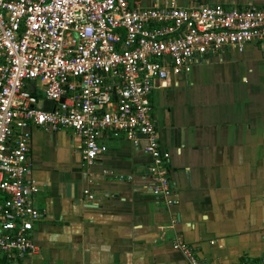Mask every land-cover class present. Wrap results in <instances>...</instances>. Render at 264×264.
Returning a JSON list of instances; mask_svg holds the SVG:
<instances>
[{
	"label": "crops",
	"instance_id": "obj_1",
	"mask_svg": "<svg viewBox=\"0 0 264 264\" xmlns=\"http://www.w3.org/2000/svg\"><path fill=\"white\" fill-rule=\"evenodd\" d=\"M169 1L264 8V0H128L143 9ZM150 98L176 205L166 209L149 193L142 143L103 133L102 154L86 166L71 131L32 127L37 251L12 264H187L174 240L200 264L264 257V46L223 49L155 83Z\"/></svg>",
	"mask_w": 264,
	"mask_h": 264
},
{
	"label": "built area",
	"instance_id": "obj_2",
	"mask_svg": "<svg viewBox=\"0 0 264 264\" xmlns=\"http://www.w3.org/2000/svg\"><path fill=\"white\" fill-rule=\"evenodd\" d=\"M248 44L264 46V8L251 4L169 1L143 9L128 0H0V264L37 251L31 231L42 211L34 204L30 128L71 131L86 166L102 154L103 133L142 143L147 189L169 209L177 201L152 120L153 86ZM172 249L200 264L182 241ZM238 264H264V257Z\"/></svg>",
	"mask_w": 264,
	"mask_h": 264
},
{
	"label": "trees",
	"instance_id": "obj_3",
	"mask_svg": "<svg viewBox=\"0 0 264 264\" xmlns=\"http://www.w3.org/2000/svg\"><path fill=\"white\" fill-rule=\"evenodd\" d=\"M37 96V95H36Z\"/></svg>",
	"mask_w": 264,
	"mask_h": 264
}]
</instances>
